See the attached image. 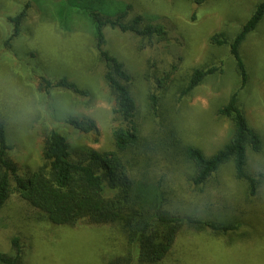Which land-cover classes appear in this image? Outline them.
<instances>
[{"label":"rangeland","instance_id":"rangeland-1","mask_svg":"<svg viewBox=\"0 0 264 264\" xmlns=\"http://www.w3.org/2000/svg\"><path fill=\"white\" fill-rule=\"evenodd\" d=\"M27 1L0 0V117L7 123L13 145L9 155L22 174L42 163L45 134L52 125L61 129L73 148L111 150L113 129L121 124L113 114L114 98L104 81L105 67L98 61L93 28L85 17L74 15L72 31H61L57 13L61 9L62 14L64 7L54 0H31L22 33L5 44L12 30L9 17ZM260 1L105 0L103 5L107 10L132 5L133 12L168 29L167 39L153 45L132 33L106 29L108 47L133 75L144 136L141 150L150 156L157 153L143 158L150 159L157 176L165 174L170 180L176 204L210 216L215 215L210 211L214 203H228L221 218L243 221L240 230L229 235L184 227L172 250L157 264H264V146L259 153L248 149V170L261 180L256 198L247 195V186L236 179L230 164L211 179L208 191L201 192L192 184L181 156L174 158L162 150L166 144L162 147L160 130V120L174 114L186 143L199 146L207 155L228 141L231 124L218 114V107L240 85V76L229 45H214L210 37L225 33L234 38ZM241 54L249 80L241 90L240 103L264 142V19L241 45ZM221 61L222 74L208 76L191 95L178 99L194 67ZM164 71L171 72L172 80L168 89L161 90L157 77ZM42 75L68 76L90 94L42 90ZM151 91L164 97L161 105L152 104ZM68 115L91 117L96 129L80 132L65 122ZM16 235L25 247V264H107L129 250L126 234L117 224L57 225L14 193L0 210V251L9 252Z\"/></svg>","mask_w":264,"mask_h":264},{"label":"trees","instance_id":"trees-1","mask_svg":"<svg viewBox=\"0 0 264 264\" xmlns=\"http://www.w3.org/2000/svg\"><path fill=\"white\" fill-rule=\"evenodd\" d=\"M54 1L65 9L62 14L61 9L57 13L59 30L72 31L74 15L85 17L93 28L98 61L104 64V81L115 102L112 111L121 124L113 129L114 148L111 150L89 146L73 148L61 129L52 125L45 134L42 163L33 171L22 174L17 162L9 155L13 145L8 141L7 123L0 117V210L15 193L57 225H119L126 234L129 250L107 264L160 263L172 250L184 227L195 231L209 229L215 235L238 232L243 221L221 218L222 207L229 208L228 203H214L210 211L215 215L210 216L176 204L170 180L165 174L157 176L150 159L143 158H151L157 153L150 156L146 150H141L144 136L138 120L140 110L133 75L108 47L106 29L132 33L153 45L167 39L165 24L143 13L133 12L132 5L107 10L103 7L105 0ZM192 1L201 4L206 0ZM31 4L28 0L18 13L9 17L12 30L5 40L6 45L22 33ZM263 19L264 0L256 5L234 38L229 39L225 33L210 37L214 45H229L240 76V85L218 107V114L231 124L230 137L222 147L207 155L199 146L186 143L172 118L174 114L169 119L160 120L162 147L166 144L162 150L174 158L175 155L181 156L184 160L181 162L187 164L192 184L201 192L208 191L211 179L230 164L236 179L247 186V195L256 198L259 194L261 180L248 170V149L259 153L264 142L249 124L240 103L241 90L249 80L241 45ZM223 64L221 61L217 65L194 67L180 88L178 99L191 95L208 76L222 74ZM170 80L171 72L164 71L161 77H157L161 90L168 89ZM39 87L48 92L58 88L83 96L90 94L88 89L81 88L68 76L53 79L42 75ZM149 96L154 106L161 105V100H164L161 94L152 91ZM65 122L84 133L96 129L95 120L88 116L68 115ZM169 148L172 150L168 151ZM24 248L21 237L14 236L11 250L0 251V264H25Z\"/></svg>","mask_w":264,"mask_h":264}]
</instances>
